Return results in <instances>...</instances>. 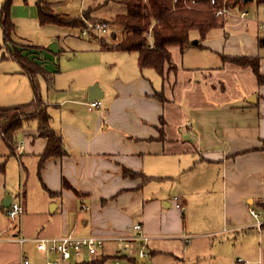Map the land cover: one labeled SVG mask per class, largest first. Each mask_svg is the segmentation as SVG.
Segmentation results:
<instances>
[{
	"label": "crops",
	"instance_id": "1",
	"mask_svg": "<svg viewBox=\"0 0 264 264\" xmlns=\"http://www.w3.org/2000/svg\"><path fill=\"white\" fill-rule=\"evenodd\" d=\"M47 1L57 13L69 16L80 15L85 5L95 2ZM11 12L14 16L13 6ZM227 15L228 23L212 29L201 46L198 35H193L185 51L169 45L172 65L165 64L164 75L141 69L136 52L102 49L96 40L84 46V41L70 36L79 34V28L41 25L37 10L28 15L36 43L23 34L13 35L14 40L47 47H25L30 57L44 64L49 54L60 57L77 50L86 55L68 69L66 81L59 68L46 67L51 84L41 78L51 124L62 133L67 154L48 157L39 170L47 138L37 135L36 120L28 121L17 134L14 153L5 141L0 152V165L4 163L0 202L15 191L26 211L27 187L36 173L44 188L61 199L62 233L70 230L71 217L80 213L90 234L135 233L134 223L141 222L149 237L147 248L172 254L178 251L179 239L184 242L188 233L201 228L193 220L200 216L205 219L204 232L191 234L227 233L234 244L247 239L254 257L264 264V227L256 226L250 213L251 208L258 209L264 220V84L251 66L222 58L223 54L260 55L264 74V46L249 26H243L240 15ZM67 37L80 46L59 50L47 46L53 40L66 43ZM83 70L84 76L76 75ZM8 74L19 88H12V96L2 97L0 104L30 101L29 77L20 66ZM95 82L104 96L101 107L90 110L89 85ZM145 175L163 178L146 180ZM6 208L0 203V234L9 227L1 220ZM57 208L55 204L51 211ZM118 242L107 244L106 253H115L127 243Z\"/></svg>",
	"mask_w": 264,
	"mask_h": 264
},
{
	"label": "trees",
	"instance_id": "2",
	"mask_svg": "<svg viewBox=\"0 0 264 264\" xmlns=\"http://www.w3.org/2000/svg\"><path fill=\"white\" fill-rule=\"evenodd\" d=\"M214 1V2H213ZM262 1V0H257ZM113 3V4H112ZM112 3L101 2L95 6L85 5L82 13L78 16H69L57 13L47 0H37V14L41 25L52 23L61 26L76 27L87 30V37L96 40L102 49L120 50L125 52H137L138 64L141 69L152 68L161 75L165 73V64L171 61L169 45H179L185 51L193 40V34L199 37V46L206 39L209 32L214 28L224 27L227 23L225 14L217 15L218 8H232L236 5H247L242 0H114ZM13 0H4L0 7V25L3 31L5 51L3 58L16 61L21 72L29 77L33 90V98L30 101L16 105L0 104V133L8 144L11 153H14V144L18 132L28 121L36 120L38 136L47 138V144L41 153L39 170L44 161L51 156L67 154L63 141V135L51 124V114L48 105L42 95L41 78L52 83L50 71L46 66L30 57L24 52L25 47L47 48L44 45L25 44L15 41L13 32L15 23L12 19ZM106 7V8H105ZM117 8V10H116ZM96 10H113L111 18L102 17L103 14H95ZM113 23L121 26L124 30L122 38H118V32L112 36L102 35L90 22ZM99 22V23H100ZM88 26V27H87ZM90 34V35H89ZM260 46H264V36H258ZM222 58L243 66H251L260 84H264V74L260 70L261 56L251 54L228 55ZM160 98V97H159ZM4 163L0 165L3 169ZM154 177L145 175L146 180ZM50 193H54L48 190ZM7 207V206H5ZM264 227V223L262 225ZM157 250L148 249V254L154 255ZM147 254V255H148ZM126 257L136 262V257L128 254H102L98 259L102 262L110 257ZM146 264V263H142Z\"/></svg>",
	"mask_w": 264,
	"mask_h": 264
},
{
	"label": "rangeland",
	"instance_id": "3",
	"mask_svg": "<svg viewBox=\"0 0 264 264\" xmlns=\"http://www.w3.org/2000/svg\"><path fill=\"white\" fill-rule=\"evenodd\" d=\"M113 1L114 0H95V2L92 5L97 6L101 2H107L110 4ZM3 2L4 0H0V7ZM26 3L29 4L30 6H28L25 10L23 8V5H26ZM35 5H36V0H13L12 6L15 9V15L12 16V19L15 23V30L13 35L16 34V36L20 37V35L23 34L24 36H27L29 39L35 42L34 40H36V38L31 33L30 31L31 29L28 28V26H30V23L26 21L28 15H31L32 12L33 13L36 12L37 8H35ZM29 9H31V11H29ZM243 10L248 11L246 16L241 18V20L243 21L242 23L245 22L243 26L245 27L249 26L248 28L250 29V31L254 32L257 36L260 37L264 36V28H259V26L264 23V0L259 2L257 0L249 1L247 5H244V8H239V6L236 5L231 9H229V12L231 15L239 16ZM95 12H96L95 14H99V13L103 14L102 17L111 18L113 13L117 11L103 10V12L101 13V10H96ZM229 12L226 13V15L229 14ZM228 21H229V16H227V23ZM98 22L96 21L94 23H98ZM91 23L92 22H90V24ZM100 23L102 24L103 22ZM95 30L97 32H100L102 35L109 37L112 36V33L114 31H117L119 39L122 38L123 35L125 34L121 26H118L113 23H108L105 31H103L102 29L99 30V28L97 29L95 28ZM217 31L220 32L221 30H217ZM70 36L77 38L78 40L84 41L85 42L84 46L94 45L96 43L94 40H89L87 35L81 34L80 29H79V34L71 33ZM69 38L70 37H67V40H65L66 43H63L62 41H58V40H53L51 43H47V46L55 50L69 48L70 46H80V44L72 45L70 42L73 40ZM262 50H263L262 52H264V49ZM4 51L5 48L3 41V31L0 25V99L4 97L5 100H8V98L12 96L10 94L12 88L15 87L19 88V85L16 86L14 84L13 78L11 77V74H8V71L11 70L12 68L18 67L19 65L17 62L13 61L12 59L3 58L2 55ZM37 54H39V52H37ZM83 54L84 53L82 51H77V50L76 53L62 52L60 57L59 56L55 57L49 54L48 59L47 61H45L44 65L52 71L57 68L61 69L62 75H64L62 76V79L66 81L67 78L65 75L66 73H68V69L74 64L81 62L85 57L83 56ZM82 72L77 73L76 75L82 77L84 76V74H86L84 70ZM154 73H156L157 77L159 76L156 71H154ZM156 97L161 101H166L165 98L164 100L161 99L163 97L160 98L159 96ZM4 148H5V142L2 139L0 133V152H2ZM30 178L31 181L29 186L27 187L26 211H24L17 218H10L6 212L3 213L5 214L4 218L1 217L2 223L3 224L8 223L9 227H8V231L0 234V264H19L21 251L28 253L35 264H45V260L42 259V256L35 253L33 249V241L28 240L25 241L23 244H21L19 241L15 240V238L19 237L20 235H23L27 238H34L36 236L60 235L62 233L63 220H62V206H61L60 197L58 195L55 197V195L51 194L48 190H46L36 173L34 178L32 174ZM8 194L11 196L12 200L17 199L15 191H11ZM3 200L4 199H2L0 203H2ZM55 204H58V208L54 212H52L51 207L52 205ZM84 217H85L84 213H80V215L76 219L74 216L71 217L70 219L71 228H73L72 226L77 220L76 228H74L73 230H71L70 228L73 234L80 235L83 234L84 232H86V234L88 233L90 234V231L85 230L84 226H82L81 224ZM254 219L256 221L255 217ZM193 220L197 222V225L199 227H201L199 228V230L197 229V231L195 232H204L203 226L205 219L201 218L200 216H196V217L193 216ZM191 232L190 234L188 233L189 236L186 238V240H184V242L182 241V239H179V243L177 244L178 251H175L172 254L163 253L159 251H157L154 255L148 254L145 258L144 263L146 264H243V263L261 264L254 257L255 252L252 247L253 245L250 244L249 240L247 239L246 240L239 239L234 244L232 243V240H228L227 233H218L213 235H207L204 233L201 235H195V234H191ZM119 243L122 244V241L118 242L117 244ZM107 249L109 250L110 247H108ZM2 251H5V253H2ZM237 257L242 259L244 262L237 261Z\"/></svg>",
	"mask_w": 264,
	"mask_h": 264
},
{
	"label": "built area",
	"instance_id": "4",
	"mask_svg": "<svg viewBox=\"0 0 264 264\" xmlns=\"http://www.w3.org/2000/svg\"><path fill=\"white\" fill-rule=\"evenodd\" d=\"M214 2V1H213ZM226 8H218L217 15L225 14ZM246 12H242L241 16H245ZM264 27V24L262 25ZM90 27L99 28L103 31L106 30V23H91ZM81 34L87 35V30H81ZM90 110L101 107V99H93L87 101ZM102 116L107 114V111H101ZM181 207L180 204H178ZM86 204L81 205V209H85ZM24 205L19 199L11 200L6 208V213L10 218H17L24 212ZM251 214L256 218L255 225L261 227L264 220L260 218L262 212L254 208L250 209ZM135 233L116 234V235H99V234H86L76 235L72 231L63 232L60 235L51 236H36L34 238H27L23 235L15 238L23 244L25 241H33V249L36 254L42 256L45 264H142L148 254L146 241L149 237L143 232L141 222H135L133 225ZM126 241V245L122 246L119 251L113 254H128L136 257V262L129 260L126 257H110L100 262L98 259L102 254H105L107 244L116 243L118 241ZM134 242L136 248L134 249ZM111 254V252H108ZM244 262L242 259H238ZM19 264H35L31 256L21 251ZM246 264V263H243Z\"/></svg>",
	"mask_w": 264,
	"mask_h": 264
},
{
	"label": "water",
	"instance_id": "5",
	"mask_svg": "<svg viewBox=\"0 0 264 264\" xmlns=\"http://www.w3.org/2000/svg\"><path fill=\"white\" fill-rule=\"evenodd\" d=\"M244 2H248L251 0H242ZM104 96V91L101 89L99 82H95L89 87V94H88V100H93V99H101ZM11 196L8 195L5 200L3 201L4 206H8L11 202ZM52 208H55V205H52Z\"/></svg>",
	"mask_w": 264,
	"mask_h": 264
},
{
	"label": "bare ground",
	"instance_id": "6",
	"mask_svg": "<svg viewBox=\"0 0 264 264\" xmlns=\"http://www.w3.org/2000/svg\"><path fill=\"white\" fill-rule=\"evenodd\" d=\"M229 12V8H227V10H226V12L225 13H228ZM242 12H246V14H247V11H245V10H243ZM241 12V13H242ZM246 14H245V16H246ZM240 16H241V14H240ZM241 17H244V16H241ZM88 27V26H87ZM107 33V32H106ZM90 35V34H89Z\"/></svg>",
	"mask_w": 264,
	"mask_h": 264
}]
</instances>
